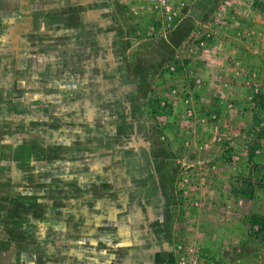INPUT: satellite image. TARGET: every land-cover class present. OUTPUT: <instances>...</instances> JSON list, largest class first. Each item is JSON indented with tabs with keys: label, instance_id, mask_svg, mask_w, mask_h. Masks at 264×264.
Returning a JSON list of instances; mask_svg holds the SVG:
<instances>
[{
	"label": "rangeland",
	"instance_id": "rangeland-1",
	"mask_svg": "<svg viewBox=\"0 0 264 264\" xmlns=\"http://www.w3.org/2000/svg\"><path fill=\"white\" fill-rule=\"evenodd\" d=\"M176 2L0 0V264H264V0Z\"/></svg>",
	"mask_w": 264,
	"mask_h": 264
},
{
	"label": "crops",
	"instance_id": "crops-1",
	"mask_svg": "<svg viewBox=\"0 0 264 264\" xmlns=\"http://www.w3.org/2000/svg\"><path fill=\"white\" fill-rule=\"evenodd\" d=\"M243 3L251 2V4H254L253 6V12L254 9L257 8V2L256 0H238ZM251 25L253 23L251 22ZM258 26V24H257ZM257 30V29H256ZM264 33V30H262ZM249 46L248 44H231L229 46L224 47L220 53L223 54H230V56H235L237 54L243 56V60L236 62V63H227L224 65L225 67H230L231 70H229V75H225L224 73V66H221L217 62H207L203 63L202 70L208 72V77H211V81H214L215 79L218 81L222 80L227 82V84L231 87L227 89L224 92V97L227 98V101L234 102L235 99H238V97H247V95L250 92V89L247 84H259L261 83V76L254 74L257 72H262L264 70V62L262 58H264V48L261 47V45H253ZM226 60H229V57L226 58ZM224 61L223 58L220 56V62ZM237 67V69H236ZM234 69L235 72H234ZM227 70V68H226ZM233 72V75H230ZM211 74V75H210ZM224 99V98H223ZM236 104V103H235ZM264 123V122H263ZM245 133V132H244ZM221 159L217 160V163L220 162ZM222 165H227L226 162H220ZM220 164V165H221ZM219 165V164H218ZM221 165V166H222ZM219 170V167H218ZM215 175V174H213ZM216 179L215 183L211 186L208 184L206 186L207 191L209 192H217L218 186L220 187V184H228V174L225 172H217V175L214 177ZM226 187V185H225ZM203 189V186H201ZM226 191V190H225ZM220 193V192H217ZM220 197V194H218ZM174 205L175 201L173 202ZM183 206V205H182Z\"/></svg>",
	"mask_w": 264,
	"mask_h": 264
},
{
	"label": "built area",
	"instance_id": "built-area-1",
	"mask_svg": "<svg viewBox=\"0 0 264 264\" xmlns=\"http://www.w3.org/2000/svg\"><path fill=\"white\" fill-rule=\"evenodd\" d=\"M154 3L162 6L166 11V17L169 20L176 18L178 12V5L176 0H151Z\"/></svg>",
	"mask_w": 264,
	"mask_h": 264
},
{
	"label": "trees",
	"instance_id": "trees-1",
	"mask_svg": "<svg viewBox=\"0 0 264 264\" xmlns=\"http://www.w3.org/2000/svg\"><path fill=\"white\" fill-rule=\"evenodd\" d=\"M252 218H253V222H252V224H255V223H260V221H261V219H262V217H260V216H252Z\"/></svg>",
	"mask_w": 264,
	"mask_h": 264
}]
</instances>
